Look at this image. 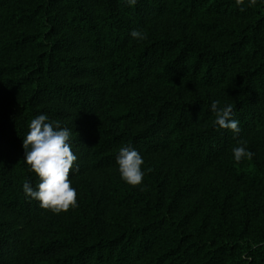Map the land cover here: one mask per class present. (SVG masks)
Returning a JSON list of instances; mask_svg holds the SVG:
<instances>
[{"label":"trees","instance_id":"trees-1","mask_svg":"<svg viewBox=\"0 0 264 264\" xmlns=\"http://www.w3.org/2000/svg\"><path fill=\"white\" fill-rule=\"evenodd\" d=\"M40 114L78 157L59 214L22 190ZM126 145L140 186L120 179ZM0 264H264V2L0 0Z\"/></svg>","mask_w":264,"mask_h":264},{"label":"clouds","instance_id":"clouds-1","mask_svg":"<svg viewBox=\"0 0 264 264\" xmlns=\"http://www.w3.org/2000/svg\"><path fill=\"white\" fill-rule=\"evenodd\" d=\"M257 2L258 0H247L249 7ZM125 3L132 7L137 0H125ZM235 3L242 7L246 0H235ZM130 36L137 41L147 39L143 30L134 29ZM211 111L215 113V124L219 129L240 133L239 121L234 118L232 105H221L219 100H215L211 103ZM72 135V129L62 126L59 121H50L46 114H40L31 120L29 131L23 138V160L29 166L28 170L39 180L35 187L26 180L22 185L23 193L27 198L38 201L41 208L56 214L77 206V191L69 179L70 171L78 170V167H74L78 157L73 151ZM231 152L236 163L251 160L254 155L243 141L234 146ZM116 164L124 183L132 187L142 184L145 176V171L142 170L144 159L137 150L130 145L121 147Z\"/></svg>","mask_w":264,"mask_h":264}]
</instances>
